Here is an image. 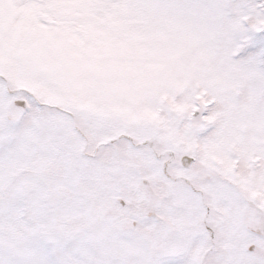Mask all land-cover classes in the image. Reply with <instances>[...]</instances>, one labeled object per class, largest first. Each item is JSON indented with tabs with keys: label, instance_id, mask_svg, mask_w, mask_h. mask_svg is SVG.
Segmentation results:
<instances>
[{
	"label": "snow or ice",
	"instance_id": "snow-or-ice-1",
	"mask_svg": "<svg viewBox=\"0 0 264 264\" xmlns=\"http://www.w3.org/2000/svg\"><path fill=\"white\" fill-rule=\"evenodd\" d=\"M0 264H264V0H0Z\"/></svg>",
	"mask_w": 264,
	"mask_h": 264
}]
</instances>
